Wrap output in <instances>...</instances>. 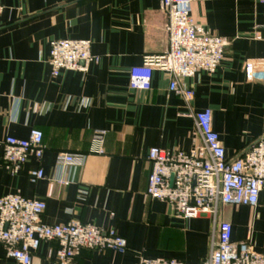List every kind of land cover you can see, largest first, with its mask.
Masks as SVG:
<instances>
[{
    "label": "crops",
    "instance_id": "1",
    "mask_svg": "<svg viewBox=\"0 0 264 264\" xmlns=\"http://www.w3.org/2000/svg\"><path fill=\"white\" fill-rule=\"evenodd\" d=\"M162 0H0V143L44 133V154L12 174L0 160V197L20 194L46 203L42 221L72 220L115 230L127 251L84 249L75 264H138L148 259L199 263L209 258L213 218H180L146 191L150 149L189 152L202 143L188 108L156 69L151 88L132 89L130 71L145 55L168 48ZM192 15L208 32L230 41L215 73L186 78L194 111L211 109L227 157L237 158L264 137V4L259 0H193ZM87 39L99 57L86 72L53 77L51 42ZM104 131L103 141L94 140ZM60 153L83 154L81 166L58 164ZM3 147L0 145V156ZM45 179L33 183L32 171ZM60 180L67 181L59 183ZM234 243L251 242L264 255V189L256 208L228 206ZM43 241L33 264H58ZM0 264H15L0 243Z\"/></svg>",
    "mask_w": 264,
    "mask_h": 264
},
{
    "label": "built area",
    "instance_id": "2",
    "mask_svg": "<svg viewBox=\"0 0 264 264\" xmlns=\"http://www.w3.org/2000/svg\"><path fill=\"white\" fill-rule=\"evenodd\" d=\"M259 1L264 4V0ZM192 3L193 0H162L161 9L167 18L168 48L161 54L145 55L142 64L131 69L130 87L149 90L153 71L166 72L171 77L169 89L183 98L188 108L186 115L195 121L196 132H192V136L199 134L202 143L189 152L169 153L160 147L150 149L148 159L152 172L146 193L150 198L172 206L180 218L211 215V253L207 260L199 263L141 257L138 264H264V255L255 251L251 242L232 241V225L220 217L224 207L258 206L264 189V137L239 157L229 158L214 129L213 111L209 108L194 111L195 91L185 84V79L202 71L215 73L225 58L230 41L199 25L192 15ZM3 10L0 5V18ZM50 47L53 77H58L64 70L86 72L92 62L99 61L87 39H57ZM103 135L104 131H98L94 140L101 143ZM43 139L44 133L40 129H32L27 139L7 136L0 143L3 147L0 160L12 174H17L31 155L42 158ZM84 159L83 154L60 153L58 164L81 166ZM31 174L33 183L46 178L41 168ZM45 209L44 201L20 194L0 197V243L5 247L6 257L15 264H33V252L43 241L58 244L49 255L58 264H75L84 249L127 251L126 239L115 230H104L79 220L49 225L42 221Z\"/></svg>",
    "mask_w": 264,
    "mask_h": 264
}]
</instances>
